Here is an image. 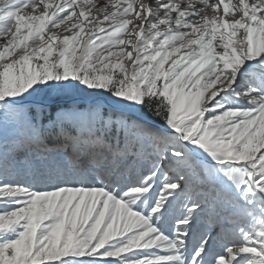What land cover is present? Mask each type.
Segmentation results:
<instances>
[{
  "label": "snow or ice",
  "instance_id": "1",
  "mask_svg": "<svg viewBox=\"0 0 264 264\" xmlns=\"http://www.w3.org/2000/svg\"><path fill=\"white\" fill-rule=\"evenodd\" d=\"M0 264H264V0H0Z\"/></svg>",
  "mask_w": 264,
  "mask_h": 264
},
{
  "label": "rangeland",
  "instance_id": "2",
  "mask_svg": "<svg viewBox=\"0 0 264 264\" xmlns=\"http://www.w3.org/2000/svg\"><path fill=\"white\" fill-rule=\"evenodd\" d=\"M87 99V97H84L78 93H74L72 96L70 97H55L52 96L50 97V100L53 104H66V103H83L85 100Z\"/></svg>",
  "mask_w": 264,
  "mask_h": 264
}]
</instances>
